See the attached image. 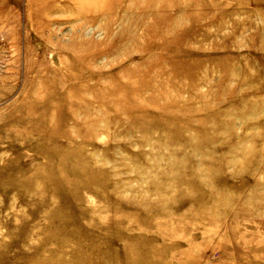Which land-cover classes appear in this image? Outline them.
Returning a JSON list of instances; mask_svg holds the SVG:
<instances>
[{
  "label": "rangeland",
  "instance_id": "1",
  "mask_svg": "<svg viewBox=\"0 0 264 264\" xmlns=\"http://www.w3.org/2000/svg\"><path fill=\"white\" fill-rule=\"evenodd\" d=\"M32 1L0 0V264H264V0Z\"/></svg>",
  "mask_w": 264,
  "mask_h": 264
},
{
  "label": "bare ground",
  "instance_id": "2",
  "mask_svg": "<svg viewBox=\"0 0 264 264\" xmlns=\"http://www.w3.org/2000/svg\"><path fill=\"white\" fill-rule=\"evenodd\" d=\"M30 1H31V3H33L32 0H30ZM44 1H46L47 5L49 4V6H53L56 3L55 2L56 0H44ZM78 2L80 4H82L81 0H78ZM52 3H54V4H52ZM94 4H95L94 6H98L100 4V0H95ZM59 8H61L62 10L66 11V12H69V7L67 6V2H65V1L60 2V7ZM41 9H42V11H44V7H41ZM46 102H49V100L46 101Z\"/></svg>",
  "mask_w": 264,
  "mask_h": 264
}]
</instances>
